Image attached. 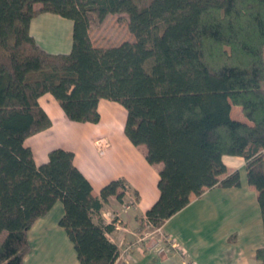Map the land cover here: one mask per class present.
Segmentation results:
<instances>
[{"label":"trees","instance_id":"16d2710c","mask_svg":"<svg viewBox=\"0 0 264 264\" xmlns=\"http://www.w3.org/2000/svg\"><path fill=\"white\" fill-rule=\"evenodd\" d=\"M43 13L73 22L69 53L37 44L30 24ZM111 14L134 41L95 47L90 31ZM47 93L73 122L98 123L102 99L127 110L126 136L162 164L160 196L146 212L154 228L208 190L240 185L224 156L246 161L264 227V0H0V264H23L30 229L58 201L78 264H115V226L102 214L112 198L139 195L123 179L95 195L70 151L36 165L24 142L52 126L38 102ZM233 106L250 124L231 117Z\"/></svg>","mask_w":264,"mask_h":264},{"label":"crops","instance_id":"0c3cea01","mask_svg":"<svg viewBox=\"0 0 264 264\" xmlns=\"http://www.w3.org/2000/svg\"><path fill=\"white\" fill-rule=\"evenodd\" d=\"M47 15L57 14L43 13L34 18L30 24L32 36L49 53H69L73 44V26H58L55 30L50 26H33L35 20ZM112 27L118 30V26ZM90 38L95 45L93 31H90ZM127 41H134L132 33ZM119 44L96 46L109 48ZM54 49L57 51H52ZM38 102L51 119L52 126L24 142V146L32 151L36 165L45 164L52 150L72 152L74 165L90 182L97 196L110 182L125 180L138 193L139 200L130 205L126 199L121 204L112 198L102 217L107 224L113 220L117 222L115 232L109 237L119 251L138 241L142 236L140 230L145 227L146 212L160 196L162 164L148 163L146 146H135L126 136L127 110L118 102L102 99L98 104L100 121L78 123L66 117L52 94L41 96ZM231 117L250 124L241 109L235 110L234 106ZM223 162L227 174L239 173L240 185L231 188L216 186L193 198L187 207L164 223L160 229L176 245L174 252L157 256L139 245L126 264H255L257 250L264 248L258 192L248 182L244 158L224 156ZM129 205L132 207L126 208ZM118 207L121 213L111 217ZM63 215L64 205L58 201L34 223L28 233L31 250L23 264H78L74 245L59 225Z\"/></svg>","mask_w":264,"mask_h":264},{"label":"rangeland","instance_id":"374dc122","mask_svg":"<svg viewBox=\"0 0 264 264\" xmlns=\"http://www.w3.org/2000/svg\"><path fill=\"white\" fill-rule=\"evenodd\" d=\"M40 6L41 5H36L35 8H40ZM120 17L121 15L119 14H113L107 20L104 21L102 28L99 32H95L96 30H92L93 40L95 42V45L94 44L93 45L95 47H98L96 45H100V46L114 45L115 43L118 42L121 44L122 41L125 42V40L127 41L130 38L131 32L128 28V25L126 22L125 23L123 21L120 22L119 21ZM33 26H50V28L55 30L56 28H58V26H71L72 28L73 22L69 19H65L57 15H49V17L47 15L45 17H40L39 19L35 20ZM112 26H118V30H115V28ZM52 51H57V50L54 49ZM234 109L237 110L240 108L234 107ZM125 199L130 205H134L135 203H137L136 198L132 197V193L130 191H127L125 193ZM130 205L126 206V208L132 207ZM120 210L121 208L118 207V209H116V212H113L110 216L112 217V215L114 216L116 213L117 214L121 213ZM140 232L142 233L141 238L147 235L145 233H151L152 235H147V238L144 239L143 241L133 242L132 245L134 246V248L140 245L139 248H145L146 250H150L154 252L157 256H164L174 252V249L169 245L168 242L165 241V237H164L165 235L162 233V231L155 232L154 228H145L142 226Z\"/></svg>","mask_w":264,"mask_h":264},{"label":"built area","instance_id":"2783aa9c","mask_svg":"<svg viewBox=\"0 0 264 264\" xmlns=\"http://www.w3.org/2000/svg\"><path fill=\"white\" fill-rule=\"evenodd\" d=\"M110 224H113L114 226H117V222L115 220L111 221ZM145 228H154L147 220L145 217ZM155 232H160V228H154ZM147 235H152L151 233H145ZM147 235H145L143 238H140L138 241H143L144 239L147 238ZM165 237V241L169 243V245L175 250L177 249L176 245L174 242L167 236ZM137 241V242H138ZM133 243H129L123 248L122 250L119 251L118 256L116 258L115 264H126L129 262V259L132 255V251L134 249V246L132 245ZM163 251V250H162Z\"/></svg>","mask_w":264,"mask_h":264}]
</instances>
